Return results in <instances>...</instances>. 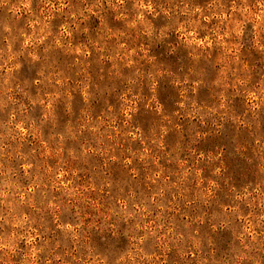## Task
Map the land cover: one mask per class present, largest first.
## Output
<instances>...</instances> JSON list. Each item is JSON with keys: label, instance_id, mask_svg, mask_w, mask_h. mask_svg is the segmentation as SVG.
<instances>
[{"label": "rangeland", "instance_id": "1", "mask_svg": "<svg viewBox=\"0 0 264 264\" xmlns=\"http://www.w3.org/2000/svg\"><path fill=\"white\" fill-rule=\"evenodd\" d=\"M151 2L172 10L144 17L171 25L163 42L111 35L128 30L109 0H43L53 36L69 13L93 11L59 47L45 52L43 39L33 62L32 45L8 59L4 28L38 31L28 24L42 0H0V264L29 248L34 264H264V16L257 0ZM214 3L223 43L205 45L220 23L205 18ZM242 4L255 18L237 41L223 31L241 23L231 13ZM197 19L203 30L180 31ZM17 236L32 243L13 255Z\"/></svg>", "mask_w": 264, "mask_h": 264}, {"label": "clouds", "instance_id": "2", "mask_svg": "<svg viewBox=\"0 0 264 264\" xmlns=\"http://www.w3.org/2000/svg\"><path fill=\"white\" fill-rule=\"evenodd\" d=\"M131 3V9L129 10L128 8L125 7L126 0H116L115 3L111 2L109 0L108 6L111 8L115 13H116V19L118 20H123L125 22V27L126 30L125 32H120V33H111V35H119L122 38H131L130 32L135 31L137 32V38L139 37H147L148 40L151 41H156V42H163L167 39V37L170 35L171 32V25H165L160 28H154L152 23L144 19V17L147 14H152L153 16L160 15L163 13L166 16H169L170 13L172 12L171 9L166 10L165 8L161 7L159 12H157L154 8L153 3L151 0H148L146 3L145 0H129ZM43 6L40 7L38 13H32V10L29 8L28 4L24 5L25 10H27L29 13H32L34 16V20H32L29 24L28 27L32 28L33 24H39L40 28L37 31L36 29L33 28V34L31 36H26L24 31H20L19 33H14L13 28L5 26L4 31L7 32L8 35V59L12 60L14 57H18L24 54V50L29 46H33V51L29 52V56H31V59L33 62L39 59L38 56L34 54V48L37 46L43 39L47 38L48 36H52V44L49 47L45 48V52L49 51V48H55L60 46V39L69 36L72 34L73 31L79 30V21L83 19H87L85 13H92L93 7L89 6L86 7L83 10H80L76 13H69L71 16H75L76 19H73L71 23H66L61 26L59 32L53 36L52 33L48 30L49 25L51 24L52 21V10H51V5L47 3H43ZM255 8L258 9L260 14L264 16V4L260 2V0H257L256 4L253 5ZM94 7L99 8L100 5H94ZM210 8L212 11L210 12V15L208 17H205L206 19H211L212 17H218L220 20V23L217 24L214 28H212L209 32L210 37H205L203 43L205 45H211L213 42H215L217 45H220L223 43L221 39H219L220 33L223 30L221 28V25L224 24V8L219 5V4H213L210 5ZM219 9L217 12L216 10ZM11 11L15 14L16 12H19V8H13ZM57 12H62L63 8H58L56 9ZM199 9H189L187 6H185L181 12L182 14L188 15L191 17L192 15H195L196 12H199ZM232 16H239L241 19V23H236L235 19L232 20V27L230 30H224L223 35L225 37H231L237 41L241 39L242 35V30L244 24H247L249 20H253L254 14H252L246 4H242L240 6H237L235 9V12L231 13ZM139 26V27H137ZM106 27V26H105ZM180 31L187 32L188 29H191L193 32H196L197 29L203 30L205 26L200 24L199 19H197L195 22H187L186 26L185 25H178ZM84 31H87V29H84ZM261 31L264 32V25L261 26ZM42 34V35H41ZM23 37V40L20 43V51L16 53H12V47L17 43L20 38ZM90 43L95 46V43L92 42L91 40L89 41ZM185 43L191 47L193 44L199 45L201 41L196 40L195 37L191 38H186ZM150 46V45H149ZM121 48H123V45H120ZM238 50L239 45L235 46ZM141 51H143V48H141ZM172 52L175 51V49H171ZM21 65L19 63L15 64V68L19 69ZM41 76H43V72L40 73ZM135 75L137 77L143 76L144 73L141 72H136ZM161 73L159 71H154V72H148L147 77L150 80H154L157 78H161ZM130 83H134V81H130ZM130 90V89H129ZM155 99V97H153ZM124 115H128V111L135 112L136 109L133 107L131 109H127V105H125ZM51 115V113H49ZM130 119V117H129ZM43 123V121H42ZM107 226V225H105ZM223 226V224L221 225ZM20 239H25L27 244H31L32 240L27 237V236H17L15 241H8L7 243L12 244L13 247L9 249V251L13 254L16 255V249H15V244L20 240ZM241 239V244L245 249H248L249 245L244 243L243 237H240ZM8 253L6 252L5 255ZM35 256L36 252L33 249H27L21 256L18 264H34L35 262ZM244 256L242 255L240 259H243ZM58 259V257H57Z\"/></svg>", "mask_w": 264, "mask_h": 264}]
</instances>
